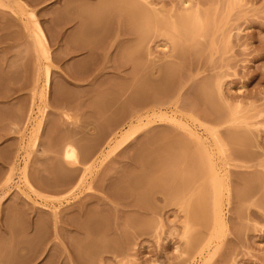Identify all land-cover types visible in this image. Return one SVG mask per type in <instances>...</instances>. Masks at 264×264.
<instances>
[{"label":"rangeland","instance_id":"374dc122","mask_svg":"<svg viewBox=\"0 0 264 264\" xmlns=\"http://www.w3.org/2000/svg\"><path fill=\"white\" fill-rule=\"evenodd\" d=\"M78 263L264 264V0H0V264Z\"/></svg>","mask_w":264,"mask_h":264},{"label":"bare ground","instance_id":"6f19581e","mask_svg":"<svg viewBox=\"0 0 264 264\" xmlns=\"http://www.w3.org/2000/svg\"><path fill=\"white\" fill-rule=\"evenodd\" d=\"M130 11H131V9H130ZM146 13H147V12H146ZM131 14H133V13L131 12ZM131 14H129V20L131 19L129 22L133 21V23L136 24V22H134V21H136V19H135V15L133 14V16H132ZM136 18H137V17H136ZM142 18H143V17H142ZM144 19H145V18H144ZM143 21H144V20H143ZM138 23H142V22H138ZM135 24H134V25H135ZM142 24H143V23H142ZM134 25H131V26L133 27ZM134 27H137V26H134ZM141 27H142V26H141ZM143 28H144V27H142V29H143ZM136 29H137V28H136ZM35 35H36V34H35ZM33 36H34V35H33ZM35 37H37V36H35ZM37 38H38V37H37ZM39 39H40V38H38V40H39ZM35 42H36V41H35ZM37 43H38V42H37ZM39 43L42 44V41H39ZM38 45H39V44H38ZM42 46H43V45H42ZM39 48H40V46H39ZM43 50H44V49H43ZM126 51H127L126 53H128V49H127ZM127 55H128V54H127ZM198 93H200V92H198ZM205 93H206V92H205ZM202 97H203V95H202ZM207 105H208V104H207ZM67 132H68V131H67ZM70 132H71V131H70ZM157 132H158V131H157ZM132 133H133V132H132ZM232 133H234V132H232ZM33 134H34V133H33ZM67 134H68V133H67ZM67 134H65V135L67 136ZM149 134H150V132H149ZM153 134H154V133H153ZM235 134H236V133H235ZM72 135H73V133H72ZM72 135L70 134V136H72ZM157 135H159V132L157 133ZM62 136H64V135H62ZM149 136H152V135L150 134ZM155 136H156V135H155ZM236 136H238V135H236ZM60 137H61V136H60ZM64 137H65V136H64ZM177 137H178V136H177ZM177 137H176V139H177ZM228 137H229V136H228ZM234 137H235V136H234ZM35 138H36V137H35ZM156 138H157V137H156ZM158 138H159V136H158ZM56 139H57V138H56ZM70 139H71V138H70ZM152 139H155V137H154V138H151L150 140H152ZM159 139H160V138H159ZM173 139H175V138L173 137ZM178 139H179V137H178ZM72 140H73V138H72ZM150 140L147 139V140H144V141H149V142H148V144H149V143H150ZM155 140H157V139H155ZM29 141H30V140H29ZM63 141H64V138H63ZM58 142H59V141L56 140L55 143H57V144L59 145ZM74 142H75V141H74ZM79 142H80V141H79ZM165 142H166V141H165ZM76 143H77V140H76ZM142 143H145V142H142ZM28 144H29V143H28ZM57 144H56V145H57ZM78 144H79V145H78ZM81 144H82L84 147H82V148L79 147L80 152H81V149L84 150V149L86 148L85 146L89 145V143H87V145H85L86 143H84V144L81 143ZM81 144H80V143H77L76 145H77V146H81ZM121 144H122V143H121ZM150 144L152 145V144H154V143L151 142ZM157 144H158V143H157ZM176 144H177V143H176ZM43 145H44V144H43ZM48 145H49V144H48ZM54 145H55V144H54ZM90 145H91V144H90ZM93 145H94V144H93ZM97 145H99V144H96V145L93 146L94 150H93L92 145H91V147H90V148L92 149V151H91L92 153H91V154L94 153L95 148H96V150H97V147H98ZM162 145L165 146L166 144L164 145V143H163ZM28 146H29V145H28ZM63 146H64V145H63ZM67 146H68V147H67ZM67 146H66L67 148L65 149V156H69V158H72L73 156H74V157H77L76 149H75L74 147H72V146H70V147H69V145H67ZM96 146H97V147H96ZM141 146H142V148H140V150L143 149L144 146H148V145L144 144V146H143V144H142ZM153 146H154V145H153ZM160 146H161V145H160ZM172 146H173V145H172ZM87 147H88V146H87ZM154 147H155V146H154ZM154 147H153V148H154ZM158 147H159V146H158ZM161 147H162V146H161ZM174 147H176V145H174ZM174 147H173V148H174ZM177 147H178V146H177ZM177 147H176V148H177ZM179 147H181V145H180ZM179 147H178V148H179ZM57 148H58V146H57ZM57 148H56V149H57ZM147 148H148V147H147ZM147 148H146V149H147ZM150 148H151V147H150ZM150 148H148V150L144 149V151H145V150H146V151H149ZM178 148H177V149H178ZM60 149H62V148H60ZM87 149H88V148H87ZM91 149H90V150H91ZM26 150H27V149H26ZM150 150H151V149H150ZM156 150H157V154H156V156L158 157V159H159L158 162H159V164H160V167L158 168V170H156V169H157V168H156V167H157V164L155 165V163L157 162L158 159L156 160V158H155V156H154L155 154H154V155L152 154L153 156L151 155V152H152V151L155 152ZM156 150H152L151 152L149 151L148 154L150 153V154H149L150 156H149L147 153H145V152L142 153V155L144 156V157H142L143 160H144L145 158L147 159L148 156H149V158H150V159L148 158L149 160H147L148 163H147L146 159H145V161L143 162V164H144V163L146 164V165H144L145 167H143V171L145 172V171L147 170L148 175H150V173H151L153 170L156 171V172H155L156 175H154V178H155L154 180H156V183H157L159 186H162V187H163V186H168V185L170 184L169 182H170L171 180H174L175 178H177V176L179 175V171H178L177 169H175V167H173V166H169V165L167 166V164H168L170 161L173 162V160H170V158H171V151L169 150V148H168L167 146H166L165 148L163 147V148L156 149ZM136 151H138V150H136ZM136 151H134V153H137ZM142 151H143V150H141V152H142ZM175 151H176V150L174 149V152H175ZM177 151H178V150H177ZM58 152L60 153V151H58ZM58 152H57V153H58ZM83 152H84V151H82L81 153H83ZM141 152L138 151V154L141 153ZM81 153H80V155H81ZM172 153H173V152H172ZM130 154H131V153H130ZM138 154H135V155L133 154V158H135V156H136V159L138 160V158H137V155H138ZM144 154H145V155L147 154V155L145 156ZM180 154H181V153H180ZM87 155H88V154H87ZM140 155H141V154H140ZM140 155H138V156L141 157L142 155H141V156H140ZM70 156H71V157H70ZM83 156H84V155H83ZM90 156H92V155H90ZM128 156H129V158H130V155H127V157H128ZM131 156H132V155H131ZM153 157H154V159L156 160V162H153V161H155V160L153 159ZM65 158H66V157H65ZM77 158H78V157H77ZM81 158H82V157H81ZM88 158H89V155H88ZM133 158H130V159L132 160ZM190 158H191V157H190ZM72 159H74V158H72ZM75 159H76V158H75ZM152 159H153V160H152ZM57 160H60V159L58 158ZM86 160H88V159H86ZM86 160H85V161H86ZM137 160H136V161H137ZM150 160H151V161H150ZM174 160H175V159H174ZM39 161H40V160H39ZM149 161H150V162H149ZM175 161H176V160H175ZM177 161H178V159H177ZM41 162H42V160H41ZM141 162H142V161H141ZM43 163H45V162H43ZM54 163H55V162H54ZM138 163H139V162H138ZM151 163H152V164L154 163V165H152V167H149V169H150V168H153V170H151V169L148 170V167H147V166H151ZM61 164H63V163H61ZM43 165H44V164H43ZM48 165H49V164H48ZM139 166H140V164H139ZM141 166H142V164H141ZM153 166H154L156 169H154ZM46 167H47V166H46ZM146 167H147V169H144V168H146ZM65 168H66V166H65ZM75 168H76V167H75ZM133 168H134V167H133ZM63 169H64V168H63ZM73 169H74V168H73ZM78 169H79V168H78ZM209 169H210V172H211L212 179H213V181H215V180L217 179V177H216L217 174L212 170L211 167H210ZM39 170H40V169H38V171H39ZM79 170H80V169H79ZM141 170H142V168H141ZM141 170H139V171H141ZM179 170H180V169H179ZM59 171H60V170H59ZM115 171H117V170H115ZM130 171H131V170H130ZM130 171H129L130 174H133V173H134L133 170H132L131 172H130ZM139 171H137V172H139ZM150 171H151V172H150ZM212 171H213V172H212ZM40 172H41V171H40ZM49 172H50V171H49ZM67 172H68V171H67ZM67 172H66V173H67ZM137 172H135V173H137ZM144 172H143V174L141 173V177H142L143 179L145 178V177H143V176H144V175H147V172H146V174H145ZM71 173H72V172H71ZM71 173H70V174H71ZM78 173H79V172H78ZM78 173H77V174H78ZM135 173H134V175H133L134 178H136L135 176H137V175L139 174V173H138V174L135 175ZM57 174L59 175V173H57ZM153 174H154V173H153ZM39 175H40V174H39ZM58 175H57V176H58ZM68 175H69V173H68ZM142 175H143V176H142ZM148 175H147V176H148ZM65 176H66V178H67V181H68L69 178H70V180H71V178H72V179L74 178V176H72V175H71V176H70V175L67 176V175L65 174L64 177H65ZM112 176H113V175H112ZM112 176H111V178H109V179H112ZM147 176H146V180L144 179V181H143V179L141 178L142 180H141V179L139 180L140 183H139V182H135V181L138 180V178H136L137 180H135V179L132 177V175H129L128 178H129V179H130V177L133 178V180H134L133 183L135 182L134 184L137 185L138 188L141 187V186L143 187V186L145 185L146 189H145V187H144L143 189L147 190V188H148V187H147L148 184H147V186H146V183H145V182H147ZM150 176H151V175H150ZM37 177L39 178V176H37ZM46 177H47V176H46ZM58 177L61 179V181H60V179H59L60 183L63 182V179L66 180V178H63V177H62V178H63V179H62V178H61V175L58 176ZM68 177H69V178H68ZM76 177H77V176H76ZM76 177H75V178H76ZM86 177H87V176H86ZM138 177H139V176H138ZM51 178H52V177H51ZM75 178H74L73 180H71V181L69 180V181L72 183V181H74ZM84 178H85V176H84V175H83V176L81 175V178L79 179L78 182L75 181L76 183H75V182L72 183V186H74V190H75V188H80V187H81V185H82L83 182H84ZM125 178H126V176H125ZM128 178H127V181H128V182H131V180H128ZM181 178H182V177H181ZM39 179H40V178H39ZM47 179H48V178H47ZM47 179H46L45 181H43L45 184L48 182ZM57 179H58V178H57ZM57 179L55 180L56 182H57ZM121 179H122V178H121ZM148 179L151 180L150 177H149ZM10 180H11V177H8L7 180H6V183H9ZM49 180H50V179H49ZM106 180H107V179H106ZM123 180H125L124 177H123ZM123 180H122V182H124ZM154 180H153V181H154ZM59 181H58L57 183H59ZM67 181H65V182L67 183ZM69 181H68V182H69ZM120 181H121V180H120ZM141 181H143V182H141ZM179 181H180V179H179ZM179 181H178V183H179ZM182 181H183V180H182ZM56 182H54V183L56 184ZM70 182H69V183H70ZM122 182H120V184H121ZM124 183H125V182H124ZM124 183H123V184H124ZM131 183H132V182H131ZM131 183H129V184L131 185ZM136 183H137V184H136ZM138 183H139L140 185H138ZM143 183H145V184H143ZM149 183H150V186H151V182H150V181H149ZM173 183H174V181H173ZM183 183H184V182H183ZM183 183H180V184H182V187H181V188H183ZM64 184H65V183L63 182L62 185H64ZM67 184H68V183H67ZM67 184H65V185H67ZM134 184H133V185H134ZM141 184H142V185H141ZM171 184H172V183H171ZM176 184H177V183H176ZM52 185H53V184H52ZM56 185H57V184H56ZM59 185H61V184H59ZM124 185H127V182H126ZM124 185H123V186H120V189H119V190H121L122 192H124V190L127 189V186H126V188H124V187H125ZM130 185H129V186H130ZM133 185H132V186H133ZM48 186H49V185H48ZM53 186H54V185H53ZM57 186H58V185H57ZM89 186H91V185L89 184L87 188H90ZM150 186H149V187H150ZM172 186H173V184H172ZM175 186H176V185H175ZM180 186H181V185H180ZM215 186H216V185H215ZM50 187H51V185H50ZM107 187H108V185L106 186L105 189H108V191H111V190H109V188H107ZM122 187L124 188V190L121 189ZM134 187H135V186H134ZM142 187H141V188H142ZM169 187H170V185H169ZM51 188H53V187H51ZM82 188H83V187H82ZM150 188H151V187H150ZM152 188H153V187H152ZM165 188H166V187H165ZM181 188H180V189H181ZM184 188H185V187H184ZM184 188H183V189H184ZM218 188H219V189L216 190L215 193H214L213 199H212V201H211V206H212V214H213V218L215 219L216 222H218L219 224L222 225V224H223V218H222V212H221V210H222V209H221L222 195H221L220 187H218ZM183 189H182V190H183ZM87 190H88V189H87ZM114 190H115V189H114ZM151 190H152V189H151ZM153 190H154V189H153ZM182 190H181V191H182ZM116 191H117V190H116ZM165 191H166V190H165ZM165 191H164V192H165ZM167 191H169V190L167 189ZM171 191H172V188H171V190H170V193H173V192H171ZM145 192H146V191H145ZM114 193H115V192H114ZM138 193H139V192H138ZM156 193H160V191H157ZM161 193H163V191H162ZM170 193H169V194H170ZM177 193H178V192H177ZM151 194H152V193H151ZM154 194H155V193H154ZM154 194H153V196H154ZM166 194H167V193H166ZM174 194H176V193H174ZM143 195H144V193H143ZM163 195H165V194H163ZM146 196H147V194H146ZM124 197H126V196H124ZM127 197H128V196H127ZM150 198H151V197H150ZM121 199H123V198H121ZM121 199H120V200H121ZM116 200H117V199H116ZM141 200H142V199H141ZM144 200H145V199H144ZM146 200H147V199H146ZM146 200H145V201H146ZM96 201H98V200H96ZM147 201H148V200H147ZM147 201H146V203H147ZM149 201H150V200H149ZM103 203H105V202L103 201ZM118 203H120V202H118ZM121 203H122V202H121ZM149 203H150V202H149ZM92 204H93V205H94V204L96 205V202L94 203V201H93V202L91 203V205H92ZM99 204H100V203H99ZM105 204H106V203H105ZM105 204H104V206H103L104 208H105V206H107V205H105ZM135 204H136V203H135ZM135 204H134V205H135ZM137 204H138V203H137ZM87 205H88V204H87ZM91 205H90V206L88 205V207H92V206H93V205H92V206H91ZM138 205H139V204H138ZM143 205H144V204H143ZM143 205H142V206H143ZM145 205H146V204H145ZM190 205L193 206V205H194V201L191 202ZM208 205H209V202L206 200L205 197H203V199L200 198L199 201L196 202V204H195L194 207H192V208H193V211L196 212V208H197V210H198V207H199V211H201V213L204 215L206 209L208 208ZM100 206H102V205H100ZM135 206H136V205H135ZM140 206H141V205H139V207H140ZM88 207H86V208H88ZM137 207H138V206H137ZM150 207H151V205H150ZM152 207H153V206H152ZM93 208H94V207H93ZM97 208H98V206H97ZM153 208H155V207H153ZM153 208H152V209H153ZM95 209H96V208H95ZM102 209H103V208H102ZM106 209H107V211H109V209H111V207H108V208L106 207ZM146 209L148 210L147 207H146ZM150 209H151V208H150ZM89 210H92V208H91V209L89 208ZM76 211H77V210H76ZM153 211L156 212V208H155V210L153 209ZM87 212H88V211H87ZM85 213H86V211H85ZM189 213H190V212H189ZM89 214H90V213H89ZM89 214L86 213L87 216H88ZM149 214H150V213H149ZM78 215H79V212H78ZM90 215H92V214H90ZM63 216H64V215H63ZM87 216H86V218H87ZM198 216H199V215H198ZM53 217H54V222H55L56 225H57V222H59V218H58L59 215H58V213H57V212H54V213H53ZM74 217L77 219L76 216H74ZM88 217H89V216H88ZM194 217H195V216H194ZM60 218H61V217H60ZM75 218L73 219V217H72L71 219H72L73 221H76ZM92 218H93V219H94V218L98 219V216H97V217L92 216L91 219L88 218V219H90V220L92 221V223L94 222L93 224H96V220H92ZM63 219H64V217H63ZM136 219H137V218H136ZM61 220H62V219H61ZM64 220H65V219H64ZM67 220H68V219H67ZM72 220H70L69 222L71 223ZM144 220H145V218H144L143 220H141V221L138 220V222H141V223H142V221H144ZM91 221H90V223H91ZM145 221H146V220H145ZM138 222H137L136 224H139ZM149 222H150V221H149ZM72 223H73V222H72ZM72 223H71V224H72ZM86 223H87V224H90V223H88L87 221H86ZM147 223H148V222L146 221L145 224H147ZM151 223H152V222H151ZM151 223H150V224H151ZM74 224H76V222H75ZM79 224H80V223H79ZM142 224H143V223H142ZM145 224H143V225L141 226V228L144 227ZM81 225L83 226V224H81ZM91 225H92V224H90V226H91ZM78 226H79V225H78ZM84 226H85V225H84ZM90 226L88 225L89 230H90ZM93 226H95V225H92L91 227L94 228ZM146 227H147V226L145 225L144 228H146ZM85 228H86V226H85ZM133 228H134V227H133ZM137 228H138V227H137ZM87 230H88V229H87ZM137 230H138V229H137ZM141 230H142V229H141ZM138 231H139V230H138ZM142 231H143V230H142ZM87 232H89V231H87ZM59 234H61V233H59ZM79 244H80V243H79ZM117 244H118V242H117ZM68 246H69V245H68ZM115 246L117 247L116 243H115ZM81 263H82V262H81ZM78 264H79V263H78Z\"/></svg>","mask_w":264,"mask_h":264}]
</instances>
